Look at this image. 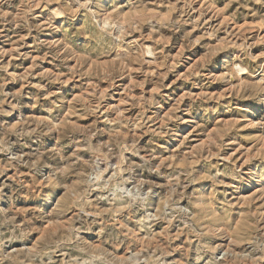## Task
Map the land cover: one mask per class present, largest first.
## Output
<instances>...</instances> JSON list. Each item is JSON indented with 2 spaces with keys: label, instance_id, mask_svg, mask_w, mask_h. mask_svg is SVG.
Here are the masks:
<instances>
[{
  "label": "clouds",
  "instance_id": "clouds-1",
  "mask_svg": "<svg viewBox=\"0 0 264 264\" xmlns=\"http://www.w3.org/2000/svg\"><path fill=\"white\" fill-rule=\"evenodd\" d=\"M222 2L0 0V264H264V0Z\"/></svg>",
  "mask_w": 264,
  "mask_h": 264
},
{
  "label": "rangeland",
  "instance_id": "rangeland-1",
  "mask_svg": "<svg viewBox=\"0 0 264 264\" xmlns=\"http://www.w3.org/2000/svg\"><path fill=\"white\" fill-rule=\"evenodd\" d=\"M203 2H204V0H200V4H199L200 7L203 6ZM226 4H227V0H223V2L221 4H218L217 6L218 7H225ZM161 7H163V5H161ZM257 7H259V5H257ZM235 8H236V4L232 3L230 7H226V13L231 12ZM150 11H156V9H151ZM173 11H175V10H173ZM245 11H247V10L245 9ZM167 18H168V13H167V10L165 9V14L161 16V21H164ZM207 22L208 23H212L211 16H209L207 18ZM220 23H221V25H223V20H221ZM258 23L259 22L254 20V19H252V17H249L246 21H240L238 25L230 26L229 27V32L233 31L236 28L243 29L245 27H250L251 31L249 33H247V35L252 36V35L256 34L257 24ZM10 28H11V25L5 26L4 27L5 33H6V35L11 36V37L14 38L15 37V33L10 31ZM223 35L226 36L227 33H224ZM178 36H179V44L177 45L175 52H173V56L175 57L176 53L184 52V54L186 56L191 57V61H192L186 67H184V66L180 67V69H179L180 75H183L185 72L192 71L195 68V65L198 62H200L201 60L204 59L205 50L200 48V44L201 43H205V39L203 37V31L200 28L192 29L190 26L188 27V31L186 33H184V34H179L178 33ZM186 36L195 37V40L193 41V47L190 48V49H186L185 46H184V42H185V37ZM173 42H175V39H173ZM26 43L28 44V48H21V49H18V50L21 51V52L28 51L33 46V42L31 41V38H28ZM5 47L6 48H10L11 45H5ZM257 48L264 49V44L257 45ZM192 53H198V54L193 56ZM38 59H39L38 56L33 55L31 60H25L22 57H17L15 55V53L13 54L12 57H5L4 58L5 62H9L10 64H14V65L17 66V68H16L17 74H22V73L30 71L32 69L33 62H35ZM43 63H45L47 65L45 70H49L50 71L51 70V65H50L49 61H43ZM98 63H100V62L95 61V60L93 61V64H98ZM104 63H107V62L105 61ZM9 70L12 71L13 69L10 68ZM88 71H92V66L91 65L89 66ZM29 78L32 79V83H33L32 91H35L36 89H35L34 85L37 83L38 77L37 78L29 77ZM200 78L201 77H200L199 74H197L194 77V79H200ZM170 80H175V78L174 77H170ZM180 84L185 85L184 91L188 90V82L175 80V83H172L171 87L169 89H167V91H171L172 89H176L177 85H180ZM7 88L12 90V91H20L21 88H23V82H20L18 84H9L7 86ZM24 90L28 91V89H24ZM210 90H212V91H217V90L223 91L222 89H220L218 84L212 85V88ZM183 94H184L183 92L179 93L180 96H182ZM78 95H79V93L77 92L72 98L75 99V97L78 96ZM221 102L224 103L226 101L222 100ZM69 103H71V100H69ZM185 103H187V101H185ZM244 106H248L250 109H254L255 108V105L250 100L241 101L240 102V107L243 108ZM24 111H25L27 116H33V117H35L37 119L42 118L38 108H33L31 110L24 109ZM241 115H242L241 112L227 113L223 109H221V113H220V115L217 116L216 122H219L220 120H224L227 123L228 121H231L233 119L239 120L241 118ZM247 115H248L249 119H252V116H251L250 112L247 113ZM64 116L65 117H71L67 121V123L69 125H71V126H75V116L72 115L70 108L64 112ZM13 123H16V121H13ZM117 131H119V130H117ZM215 131H218V130L216 129L215 124H213V126L209 130V136H211L212 132H215ZM240 134H241V137L249 136V135H255V134H257V130L256 129H249V128L245 127V128L241 129V133ZM201 143H204V141L202 140ZM242 146L250 148L251 145H250V142L248 140H244ZM237 155H239L238 152H237ZM250 195H251V193L247 194L244 198L247 199L248 196H250ZM257 204H259V201H257Z\"/></svg>",
  "mask_w": 264,
  "mask_h": 264
}]
</instances>
